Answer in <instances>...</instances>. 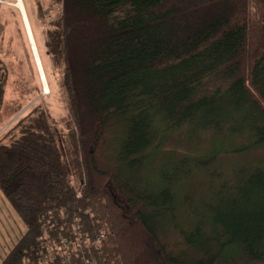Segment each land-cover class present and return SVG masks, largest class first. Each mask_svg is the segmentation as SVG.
Instances as JSON below:
<instances>
[{"label": "trees", "instance_id": "obj_1", "mask_svg": "<svg viewBox=\"0 0 264 264\" xmlns=\"http://www.w3.org/2000/svg\"><path fill=\"white\" fill-rule=\"evenodd\" d=\"M54 1L67 120L0 126V264H264V0Z\"/></svg>", "mask_w": 264, "mask_h": 264}, {"label": "rangeland", "instance_id": "obj_2", "mask_svg": "<svg viewBox=\"0 0 264 264\" xmlns=\"http://www.w3.org/2000/svg\"><path fill=\"white\" fill-rule=\"evenodd\" d=\"M40 1L42 4L41 9L37 7V11L34 0H23L22 2L25 5L27 20L28 22L30 21L33 27L31 29L33 39L35 38L37 41L38 50L37 47L36 50L38 51L42 68L44 66L43 72L48 86L47 91L38 70L20 9L14 4L15 0H0V59L6 71L5 94L0 110V126L9 118L15 117L13 116L15 113H21L34 101H38L46 107L50 121L57 128L64 129V124L67 120L64 99L57 84L59 74L49 63V54L45 49L44 43L45 26L50 19L58 16L60 5L54 0ZM36 24L38 31H35ZM0 195L1 260V257L4 256L12 243L20 236L23 227L22 222L12 209L17 220L12 222L10 218L8 220L5 218L3 211L7 205L9 207L10 205L1 192Z\"/></svg>", "mask_w": 264, "mask_h": 264}, {"label": "bare ground", "instance_id": "obj_3", "mask_svg": "<svg viewBox=\"0 0 264 264\" xmlns=\"http://www.w3.org/2000/svg\"><path fill=\"white\" fill-rule=\"evenodd\" d=\"M14 4L18 6V8L20 9V11L22 13V16L24 18V22L26 24V28H27V31H28V36H29V39H30L31 47H32L33 53L35 55L36 63L38 65V70H39L42 82L44 84V87H45V89L47 91L48 90V86H47V83H46V79H45V75H44V72H43L42 65L40 64V61H39L40 57H39L38 51L36 50L35 41L33 39V36H32V33H31V28L29 26V23H28V20H27V17H26V13H25L23 2H22V0H15Z\"/></svg>", "mask_w": 264, "mask_h": 264}, {"label": "crops", "instance_id": "obj_4", "mask_svg": "<svg viewBox=\"0 0 264 264\" xmlns=\"http://www.w3.org/2000/svg\"><path fill=\"white\" fill-rule=\"evenodd\" d=\"M24 9H25V7H24ZM25 13H26V10H25ZM27 17V16H26ZM28 18V17H27ZM19 110V109H18ZM18 112V111H17ZM19 114V113H18ZM18 114H16L15 113V115H13V116H17ZM12 119H14V117L12 118H9L7 121H5V123H3V125L2 126H5V124L7 123V122H10V121H12ZM8 124V123H7ZM6 124V125H7ZM1 196V195H0ZM3 213L5 214V218L8 220V218H10V220L12 221V222H14V221H16L17 220V218L15 217V215L13 214V212L6 206L5 207V209H4V211H3Z\"/></svg>", "mask_w": 264, "mask_h": 264}, {"label": "water", "instance_id": "obj_5", "mask_svg": "<svg viewBox=\"0 0 264 264\" xmlns=\"http://www.w3.org/2000/svg\"><path fill=\"white\" fill-rule=\"evenodd\" d=\"M32 48V47H31Z\"/></svg>", "mask_w": 264, "mask_h": 264}]
</instances>
